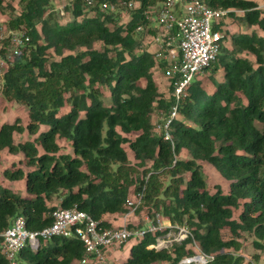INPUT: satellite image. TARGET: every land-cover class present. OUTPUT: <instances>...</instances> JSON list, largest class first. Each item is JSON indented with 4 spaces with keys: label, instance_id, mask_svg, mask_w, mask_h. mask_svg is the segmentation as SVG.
<instances>
[{
    "label": "trees",
    "instance_id": "trees-1",
    "mask_svg": "<svg viewBox=\"0 0 264 264\" xmlns=\"http://www.w3.org/2000/svg\"><path fill=\"white\" fill-rule=\"evenodd\" d=\"M121 1L137 4L126 8ZM164 1L96 0L85 8L71 0L65 7L71 19L63 23L53 0H0L8 15L1 22L30 35L0 91L28 109L25 124L0 122V155H21L3 176L24 185L16 191L0 183V231L17 216L29 230H41L56 208L74 206L117 227L107 216L127 213L128 198L142 191L138 212L160 213L193 236L160 250L149 246L162 232L130 239L123 264H177L194 252L193 240L213 255L207 264H250L238 253L244 233L264 250V0H205L231 11L214 25L223 32L217 59L178 101L172 141L155 129L153 114H170L173 79L160 91L155 69L165 72L166 64L142 43L154 32L149 17ZM104 3L129 9L128 20ZM229 19L246 30H229ZM16 134L26 138L16 141ZM63 139L72 153L63 150ZM203 162L228 182L226 191L219 185L210 191ZM85 256L72 233L40 239L37 248L25 244L14 262L0 251V264H78Z\"/></svg>",
    "mask_w": 264,
    "mask_h": 264
},
{
    "label": "built area",
    "instance_id": "built-area-1",
    "mask_svg": "<svg viewBox=\"0 0 264 264\" xmlns=\"http://www.w3.org/2000/svg\"><path fill=\"white\" fill-rule=\"evenodd\" d=\"M85 8H92L96 0H81ZM126 8L136 6L134 1H121ZM105 10L116 11L114 3H104ZM230 9L213 8L205 0H165L150 16L147 29L153 44V53L157 62L166 64L165 74L173 79L175 104L171 112L165 117L160 114V121L156 130L163 134L165 140L172 141L170 125L177 115L178 101L186 95L187 88L193 79L208 68L218 57L223 32L215 29L214 25ZM64 13V10H61ZM30 35L24 27L13 28L0 22V91L5 83V74L28 46ZM144 192H137L128 198L125 217L134 213L142 204ZM53 222L41 230L32 231L26 227L23 216H17L13 223L0 231V251L10 261L14 262L17 252L25 245L37 248L40 239H47L54 235H70L75 233L84 243L87 256L79 260L78 264H89L91 260L97 264L107 263L108 252L114 246H120L133 238H140L147 233L156 234L155 243L150 248L171 249L174 243H182L192 233L187 225L172 223L160 213L151 217L147 215L143 226L129 227L125 223L117 227H104L101 221L77 206L71 208H56ZM193 253L183 257L177 264H207L213 258L205 253L193 240Z\"/></svg>",
    "mask_w": 264,
    "mask_h": 264
},
{
    "label": "rangeland",
    "instance_id": "rangeland-1",
    "mask_svg": "<svg viewBox=\"0 0 264 264\" xmlns=\"http://www.w3.org/2000/svg\"><path fill=\"white\" fill-rule=\"evenodd\" d=\"M5 1L7 3L14 2L15 4H17L18 2V0H5ZM70 1L71 0H53L55 8L60 12L61 21L63 23L71 19L70 14L67 13V11L65 10L66 5H68ZM262 6L264 7V4H262ZM121 8L122 7L118 8V10H120L121 12L120 13L121 18L123 21H126L129 18L130 10L129 9L127 10L126 8H122V9ZM61 10H64L65 13H62ZM7 19H8V15L0 12V22L3 20H7ZM227 28L232 31L246 30L245 26L241 25L240 22L232 21L231 19H229L228 21ZM262 33L264 35V32ZM147 35L146 36L144 35L142 37V43L146 47L150 45ZM203 75H205V72L200 74V76H203ZM217 76L220 77L221 75L218 74ZM155 78L158 83L160 91L166 92L169 86V80L165 72L161 68L155 69ZM102 90L104 91L105 95H108V91L105 87H102ZM67 108L68 107L65 106V108H63L61 112L66 111ZM160 114L161 113L159 111H156L153 114V123H154L155 129H156V124H158L160 121ZM16 118H20L22 123L25 124L28 120L27 107L19 102L6 100L0 92V122H13ZM25 138H26L25 134L24 135L16 134L15 136L16 141H19ZM60 142L63 145V150L69 153H72V148L68 141L63 139ZM126 148L128 149L127 145H126ZM129 153L132 159V154L130 151ZM20 156H21L20 154H16V155L10 154L6 150L2 151L0 155V183L8 184L16 191L24 190L23 182L6 180L3 176V170L6 167H12V163L14 162L19 163ZM202 167H203L204 173H206L205 175L208 179L210 191H214L216 186L218 185L221 186L222 189L225 191L228 189V182L216 171V169L211 164H208L207 162H203ZM54 202L58 203V200H55ZM146 212H147L146 209H142L141 212H138V210H136L134 213H132V215L136 217L135 224L139 226L145 225L146 217L148 215ZM235 215L237 216V213ZM224 236L229 237L230 233L226 231L224 232ZM240 241L242 243V247L238 251V253L244 257L246 263L264 264V250H259L255 247L254 237L251 234L244 233L242 237L240 238ZM133 242L134 240H129L125 243H122L120 246H114L113 248H111L108 252L109 257L107 259V263H104V264H123V262L126 260V257L128 256L129 247L132 245ZM127 246H128V249L126 250ZM256 255L259 256L258 260L255 259ZM89 264H97V263L95 261H92ZM154 264H164V263L157 262Z\"/></svg>",
    "mask_w": 264,
    "mask_h": 264
},
{
    "label": "crops",
    "instance_id": "crops-1",
    "mask_svg": "<svg viewBox=\"0 0 264 264\" xmlns=\"http://www.w3.org/2000/svg\"><path fill=\"white\" fill-rule=\"evenodd\" d=\"M148 40L150 42V45L148 46V48L153 50V44L151 43V40L149 37H148ZM107 219L110 220L115 226H121L125 223H129L130 221L135 223L136 221V217H134L132 214H130L128 217H125V214L109 215L107 216ZM127 249H128V246L126 250Z\"/></svg>",
    "mask_w": 264,
    "mask_h": 264
}]
</instances>
